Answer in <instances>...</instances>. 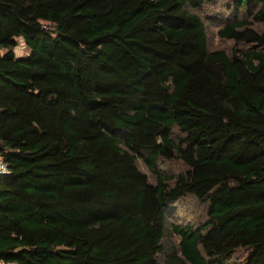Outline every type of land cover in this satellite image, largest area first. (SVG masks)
<instances>
[{"label": "trees", "instance_id": "1", "mask_svg": "<svg viewBox=\"0 0 264 264\" xmlns=\"http://www.w3.org/2000/svg\"><path fill=\"white\" fill-rule=\"evenodd\" d=\"M216 1L260 5L218 30L232 49L208 47ZM263 5L0 0V258L264 264Z\"/></svg>", "mask_w": 264, "mask_h": 264}, {"label": "rangeland", "instance_id": "2", "mask_svg": "<svg viewBox=\"0 0 264 264\" xmlns=\"http://www.w3.org/2000/svg\"><path fill=\"white\" fill-rule=\"evenodd\" d=\"M259 6L260 5H257L250 10H237L235 8V11H229V8H227L225 4L221 1H216L211 4H204V6L198 10V13L201 17H203L206 23L207 42L209 49H232V41L220 38V36L218 35V30L227 22H232L234 20H240L244 18L249 19L251 13H253L254 10L257 9ZM15 50L17 54L26 51L21 42ZM158 165L160 170L164 173H175L185 168V165L181 162V160L177 158L166 161L160 160ZM139 166L141 170H143L147 174L149 180L153 181L154 176L153 174H151L149 169H147L142 163H139ZM175 210L176 215L178 214L179 216L178 222H191L196 224L205 218L206 206L194 197L187 196L179 200ZM166 242L167 245L168 243H173L174 245H177L178 238L168 232Z\"/></svg>", "mask_w": 264, "mask_h": 264}, {"label": "built area", "instance_id": "3", "mask_svg": "<svg viewBox=\"0 0 264 264\" xmlns=\"http://www.w3.org/2000/svg\"><path fill=\"white\" fill-rule=\"evenodd\" d=\"M7 173H8V166L3 156L0 155V176L5 175ZM0 264H18V263L12 259L0 258Z\"/></svg>", "mask_w": 264, "mask_h": 264}, {"label": "crops", "instance_id": "4", "mask_svg": "<svg viewBox=\"0 0 264 264\" xmlns=\"http://www.w3.org/2000/svg\"><path fill=\"white\" fill-rule=\"evenodd\" d=\"M25 49V48H24ZM27 51H24L23 53L21 52L20 54H18V55H21V54H25Z\"/></svg>", "mask_w": 264, "mask_h": 264}]
</instances>
